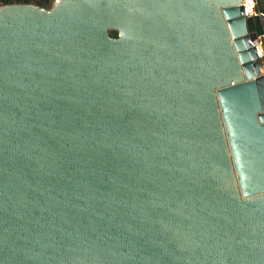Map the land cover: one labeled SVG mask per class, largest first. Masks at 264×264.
Segmentation results:
<instances>
[{
    "label": "water",
    "instance_id": "obj_1",
    "mask_svg": "<svg viewBox=\"0 0 264 264\" xmlns=\"http://www.w3.org/2000/svg\"><path fill=\"white\" fill-rule=\"evenodd\" d=\"M242 4L0 7V264H264Z\"/></svg>",
    "mask_w": 264,
    "mask_h": 264
},
{
    "label": "rangeland",
    "instance_id": "obj_2",
    "mask_svg": "<svg viewBox=\"0 0 264 264\" xmlns=\"http://www.w3.org/2000/svg\"><path fill=\"white\" fill-rule=\"evenodd\" d=\"M57 0H0V7L10 5H32L36 7H45V10L50 11L53 9ZM259 12L264 14V0H259ZM250 31H254L258 35H264V20H251ZM264 51V44H263Z\"/></svg>",
    "mask_w": 264,
    "mask_h": 264
},
{
    "label": "built area",
    "instance_id": "obj_3",
    "mask_svg": "<svg viewBox=\"0 0 264 264\" xmlns=\"http://www.w3.org/2000/svg\"><path fill=\"white\" fill-rule=\"evenodd\" d=\"M242 5L244 7L245 15L249 22L255 19L264 20V14L260 13L258 9L259 0H243ZM251 33L255 34L256 36L253 45L259 54L261 60V73L262 75H264V51H263L264 35H258L254 31H252Z\"/></svg>",
    "mask_w": 264,
    "mask_h": 264
},
{
    "label": "trees",
    "instance_id": "obj_4",
    "mask_svg": "<svg viewBox=\"0 0 264 264\" xmlns=\"http://www.w3.org/2000/svg\"><path fill=\"white\" fill-rule=\"evenodd\" d=\"M249 29H250V22H249Z\"/></svg>",
    "mask_w": 264,
    "mask_h": 264
},
{
    "label": "bare ground",
    "instance_id": "obj_5",
    "mask_svg": "<svg viewBox=\"0 0 264 264\" xmlns=\"http://www.w3.org/2000/svg\"><path fill=\"white\" fill-rule=\"evenodd\" d=\"M261 49V48H260Z\"/></svg>",
    "mask_w": 264,
    "mask_h": 264
}]
</instances>
